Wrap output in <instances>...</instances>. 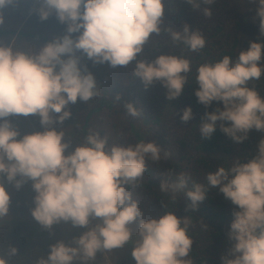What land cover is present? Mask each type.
<instances>
[{
	"label": "clouds",
	"instance_id": "1",
	"mask_svg": "<svg viewBox=\"0 0 264 264\" xmlns=\"http://www.w3.org/2000/svg\"><path fill=\"white\" fill-rule=\"evenodd\" d=\"M249 2L257 5L264 36V0ZM15 3L0 0V26L5 23L3 10ZM185 3L199 7L215 0ZM37 12L41 21L55 13L66 31L39 47L18 43L15 37L9 43L0 41V220L10 215L11 195L4 181L17 190L30 181L35 193L30 212L41 227L51 230L63 222L87 229L70 243L50 245L36 264H91L98 252L112 254L126 245L132 246L135 264H192L188 218L163 211L158 218L146 219L131 190L143 179L149 162L161 160L156 142L110 143L108 136L89 129L73 147L66 132L55 125L71 117L69 104L88 103L100 95L95 76L81 65L77 53L112 69L132 65V76L145 89L159 83L167 100L173 101L189 84L191 60L170 53L154 60L138 57L162 32L190 52L206 47L205 36L188 24L182 31L165 28V0H42ZM204 14L210 16L211 9L205 8ZM262 77L264 42H250L235 59L224 55L196 68L197 102L205 109L214 102L222 105L201 118L202 140L211 139L218 122L220 131L237 144L253 131L264 133V96L252 83ZM124 109L136 118L142 108L128 102ZM12 116H38L43 131L21 136ZM192 118V108L186 107L181 120L187 123ZM255 153L245 160L231 158L228 166L220 164L207 173L204 183L192 181L186 173L160 183V190L173 198L184 192L193 210L210 199L213 188L231 202L232 246L221 256V264H264V136ZM17 254L12 247L9 256ZM0 264L9 260L0 256Z\"/></svg>",
	"mask_w": 264,
	"mask_h": 264
},
{
	"label": "trees",
	"instance_id": "2",
	"mask_svg": "<svg viewBox=\"0 0 264 264\" xmlns=\"http://www.w3.org/2000/svg\"><path fill=\"white\" fill-rule=\"evenodd\" d=\"M222 2L224 5H228L226 0H222ZM217 3L215 0L212 5L200 4L199 7H194L185 3V0H165L164 27L182 31L183 25L188 24L190 30L200 31L205 36L207 44L200 52H190L183 44H173L167 32H162L160 36L151 38L145 46L144 53L138 59L154 60L159 54L168 53L183 55L191 60L192 73L189 76V84L185 85L181 96L173 101L167 100L166 89L159 83L152 85L153 91L145 89L150 102L144 100V104H148L151 116L147 118V113L143 110L141 111V121L137 124L130 122L129 125L136 142L144 141L153 132L156 134V144L168 147V153L174 157L168 158V164L164 169L158 166L160 162L150 164L139 186L151 197L152 204L144 208L145 216L151 214L153 218H158L163 211H173L179 218H184L185 214L189 215L192 223L191 226L188 225L189 235L194 243L188 259L192 261V264L218 263V255L227 250L228 244H230L227 239L234 206L224 198L218 188H213L209 192L210 199L200 204L198 210H188L183 203L188 201L190 207L191 201L186 198L184 192L175 193L173 198L172 193L160 190L161 181L171 182L180 173H186L191 176L192 181L204 183L207 173L215 171L216 167L222 163L224 166H228L232 163L231 158L245 160V158H250V154L254 156L256 146L262 138L260 132L253 131L245 142L237 144L220 131L218 122L217 130L211 139H201L199 132L201 118L206 111H214L216 107H222V105L214 102L211 107L205 109L197 102L194 95L198 87L194 83L196 68L203 63L218 60L224 55L235 59L239 54L236 42L240 25L236 23L235 42L230 45L224 31L225 19L216 11ZM205 8L211 9L210 16L204 14ZM257 42H264V36ZM226 45L228 48L225 47ZM130 67L131 79L140 81L132 76V65ZM252 83L264 96V77L260 81ZM142 102L140 101V103ZM122 103L127 102L124 100ZM131 103L138 105L134 100ZM101 105L110 106V101L103 98ZM145 107L147 108V106ZM186 107H191L193 111V118L187 123L181 120ZM179 109L181 114L178 112ZM95 110H99V108ZM22 124L23 122L19 127ZM143 127L147 128L146 132L142 131ZM164 132L168 133L163 135ZM238 146H240L239 149H237ZM159 168L163 172L160 173L157 170ZM189 186H191V182ZM130 248L132 252V246ZM125 259H128V256ZM116 264H122V261H118Z\"/></svg>",
	"mask_w": 264,
	"mask_h": 264
},
{
	"label": "rangeland",
	"instance_id": "3",
	"mask_svg": "<svg viewBox=\"0 0 264 264\" xmlns=\"http://www.w3.org/2000/svg\"><path fill=\"white\" fill-rule=\"evenodd\" d=\"M226 1L228 5H224L222 0H216L218 2L216 11L225 19L224 31L227 40L230 45L235 42L236 23H238L240 29L237 33V51H245L249 48L250 42H257L263 37L259 30L260 22L256 13L257 5L250 3L249 0ZM34 6L35 0H16L15 4L3 10L5 23L0 26V41L9 43L15 37L18 43L30 42L39 47L53 38L65 34L66 25L59 23L55 13L50 15L48 20L41 21L38 12H35ZM225 47L228 48V45ZM77 56L80 57L81 65L86 66L88 71L95 76L100 95L88 103L78 100L76 104H69L68 110L71 111L72 115L63 124H56L57 130L63 129L66 132V136L73 142V147L75 143H78L87 135L89 129L99 132L102 136H108L110 143L124 145L136 143L129 125L130 122L139 123L142 112L138 117L133 118L126 113L122 102L126 100L128 103L134 100L142 108L141 111L144 110L147 113V118H149L151 116L150 108L148 104H144V100L150 102V99L146 96L148 94L144 91V84L141 81L131 79L130 65L127 68L112 69L107 63L94 64L81 53H77ZM147 89L153 91L152 86ZM117 96L121 97L120 101L116 100ZM103 98L110 101V106L101 105ZM140 101L143 102L140 103ZM98 108L99 110H95ZM178 112L180 113V109ZM9 119L21 133V136L43 131L38 116H12ZM21 122H23L21 125L23 128L19 127ZM141 129L143 132L147 131L145 127ZM166 133L168 132H164L163 135H166ZM155 135L151 132V135L147 136L144 142L155 141ZM260 136H264V134L261 133ZM158 146L162 149L158 166L164 169L168 164V158L173 156L168 153V147L165 145ZM239 148L240 146L237 149ZM150 164L153 163L149 162L148 168ZM157 170L160 173L163 172L161 168ZM4 183L11 195V205L10 215L0 220V256L8 259L9 264H36L39 258L48 254L50 245L60 240L70 243L74 237H78L84 231H87L85 228H75L70 223L63 222L54 225L51 230L44 229L31 216L30 210L34 207L33 197L35 196L31 182L25 183L20 190L7 183L6 180ZM131 190L134 198L140 201V208L144 212V208L152 204L151 197L139 185ZM187 202L184 201L183 205L188 210H192ZM148 215L150 216H145L146 219L153 218L151 214ZM184 218H188V225L191 226L189 215L185 214ZM92 226V224L89 225V227ZM231 246L230 242L228 249L218 255L217 264H221V256L226 255ZM12 247L18 250V254L10 257L9 252ZM130 247V245H126L122 249L114 250L112 254L98 252L95 261L91 264H103L105 255L114 264L118 261H122V264H135ZM126 256H128V259H125Z\"/></svg>",
	"mask_w": 264,
	"mask_h": 264
},
{
	"label": "built area",
	"instance_id": "4",
	"mask_svg": "<svg viewBox=\"0 0 264 264\" xmlns=\"http://www.w3.org/2000/svg\"><path fill=\"white\" fill-rule=\"evenodd\" d=\"M42 6V0H35V12H37V10Z\"/></svg>",
	"mask_w": 264,
	"mask_h": 264
},
{
	"label": "bare ground",
	"instance_id": "5",
	"mask_svg": "<svg viewBox=\"0 0 264 264\" xmlns=\"http://www.w3.org/2000/svg\"><path fill=\"white\" fill-rule=\"evenodd\" d=\"M103 264H114V262L112 263L110 258L107 255H105L103 258Z\"/></svg>",
	"mask_w": 264,
	"mask_h": 264
},
{
	"label": "crops",
	"instance_id": "6",
	"mask_svg": "<svg viewBox=\"0 0 264 264\" xmlns=\"http://www.w3.org/2000/svg\"><path fill=\"white\" fill-rule=\"evenodd\" d=\"M1 28V27H0Z\"/></svg>",
	"mask_w": 264,
	"mask_h": 264
}]
</instances>
